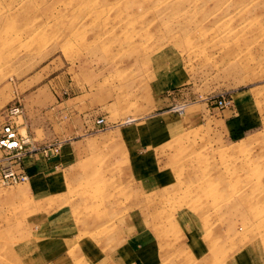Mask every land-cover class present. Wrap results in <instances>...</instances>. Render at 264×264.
Returning <instances> with one entry per match:
<instances>
[{
  "label": "rangeland",
  "instance_id": "1",
  "mask_svg": "<svg viewBox=\"0 0 264 264\" xmlns=\"http://www.w3.org/2000/svg\"><path fill=\"white\" fill-rule=\"evenodd\" d=\"M99 118L0 182V264H264V0H0V128Z\"/></svg>",
  "mask_w": 264,
  "mask_h": 264
},
{
  "label": "built area",
  "instance_id": "2",
  "mask_svg": "<svg viewBox=\"0 0 264 264\" xmlns=\"http://www.w3.org/2000/svg\"><path fill=\"white\" fill-rule=\"evenodd\" d=\"M18 108L13 107L7 113L9 118L15 115ZM96 126L103 128L105 122L99 118L95 122ZM61 147V142H49L38 145L30 137L21 134L12 121H7L0 128V151L4 154L0 166V182L3 185L21 183L29 179V174L25 167V160L36 153L42 154L45 158H50L57 154Z\"/></svg>",
  "mask_w": 264,
  "mask_h": 264
},
{
  "label": "crops",
  "instance_id": "3",
  "mask_svg": "<svg viewBox=\"0 0 264 264\" xmlns=\"http://www.w3.org/2000/svg\"><path fill=\"white\" fill-rule=\"evenodd\" d=\"M83 116H85V115H83ZM94 125H96V124L93 120V122H91V123L65 124V126H61V127L58 126L56 128V127H54V125L47 123V121H46L45 123L39 125L38 127H37V125H31L29 128V135H30L31 139H34V141L38 145H41L43 143H47V141H49L50 139H51L50 141H54L55 139H58L61 136L76 134L77 132H79L80 136L85 135L86 134L85 132L91 130L94 127ZM107 126H108V124L105 120V125L103 128H105ZM39 131L42 133L41 138H40L41 141L39 139H37V135H38ZM80 136H78L79 140L74 138L76 136H74L72 138H68L67 139V141H68L67 146H71V148H73V146H75L78 153L84 152V150H85V155H82V154L79 155V157L81 158V157L88 156V148H87L88 145L96 144L97 142H99L100 138L88 139L86 141L85 140L86 138L81 139ZM74 139H76V140H74ZM93 140H96V142L93 143ZM84 141H86V146H87L86 149L83 146ZM133 154H134L133 157H131V160H132L131 161V168H132V170L135 169V164L138 163V160L142 161V159H140L141 157L138 156V154H136L135 148L133 150ZM142 157L144 159V155H142ZM56 159H57V156L45 158L40 153L34 154L29 159L27 158L25 160V167H26V170L29 174V178L33 177L34 175H36V174H38L44 170L49 171L52 164L54 165L55 162L57 161ZM74 160L75 159H73L72 162H74ZM62 162H63V164H65V166L62 170H65V169L71 167L70 166L71 161H68L67 159H63ZM52 171H54V168L51 169V172Z\"/></svg>",
  "mask_w": 264,
  "mask_h": 264
},
{
  "label": "bare ground",
  "instance_id": "4",
  "mask_svg": "<svg viewBox=\"0 0 264 264\" xmlns=\"http://www.w3.org/2000/svg\"><path fill=\"white\" fill-rule=\"evenodd\" d=\"M18 123V122H17ZM23 134V133H22ZM27 134V133H26ZM28 136V135H27ZM34 140V139H33Z\"/></svg>",
  "mask_w": 264,
  "mask_h": 264
}]
</instances>
